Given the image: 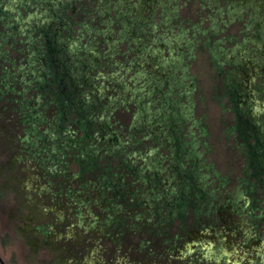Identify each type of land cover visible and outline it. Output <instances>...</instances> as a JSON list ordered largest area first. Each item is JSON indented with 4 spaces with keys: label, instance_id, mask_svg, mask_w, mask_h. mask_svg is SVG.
<instances>
[{
    "label": "rangeland",
    "instance_id": "rangeland-1",
    "mask_svg": "<svg viewBox=\"0 0 264 264\" xmlns=\"http://www.w3.org/2000/svg\"><path fill=\"white\" fill-rule=\"evenodd\" d=\"M0 264H264V0H0Z\"/></svg>",
    "mask_w": 264,
    "mask_h": 264
},
{
    "label": "trees",
    "instance_id": "trees-1",
    "mask_svg": "<svg viewBox=\"0 0 264 264\" xmlns=\"http://www.w3.org/2000/svg\"><path fill=\"white\" fill-rule=\"evenodd\" d=\"M41 136V135H40ZM256 152H258V150H256ZM258 158V157H257Z\"/></svg>",
    "mask_w": 264,
    "mask_h": 264
}]
</instances>
